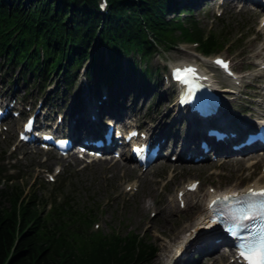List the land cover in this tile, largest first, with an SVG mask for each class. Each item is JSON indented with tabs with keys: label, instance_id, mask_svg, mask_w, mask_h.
<instances>
[{
	"label": "rangeland",
	"instance_id": "1",
	"mask_svg": "<svg viewBox=\"0 0 264 264\" xmlns=\"http://www.w3.org/2000/svg\"><path fill=\"white\" fill-rule=\"evenodd\" d=\"M228 1L197 0L192 12V18L197 20L205 34L209 31L225 34L219 49L203 55L194 41L181 40L179 30H176L175 43L149 58V67L157 68L156 76H159L155 96L152 92H148L149 86L147 88L143 85L138 74L129 73L126 59L122 61L123 69L112 87L116 86L121 90V93L114 94L120 104L129 107L131 111L139 109L140 115L130 112L129 121L136 123L142 130H146L150 125L155 124V121L150 118H160L168 109H171L172 115L175 111V99L173 96L172 100L170 99L172 89L168 87L169 84L164 77L168 74L167 66L182 61H195L204 68L209 65L210 58L215 55L229 58L237 73L244 74L242 77L244 86L236 94L230 95L233 111L229 112L244 115L241 111L247 107L249 113L246 115L254 116L253 114L261 110L259 103L264 102V71L256 68V65L264 58V50L261 57L258 55L264 47V25L261 22V14L255 12L260 8L243 0H234L230 3ZM186 16L181 15V17ZM186 22L185 19L184 23ZM246 73L252 74L245 75ZM17 75H20L19 69L7 70L0 58V91L5 95L18 97V104H15L12 100L15 97L9 96L12 104L21 107V119L29 111H35L39 103L43 101L50 111L48 119L56 123L58 117L62 116L61 113L71 105L75 95L79 99L77 104L81 106L91 97L85 93L87 89L82 77L75 78V87L68 92V101L61 102L59 95H55L59 93L55 92L56 88L53 85H47L43 90L30 87L29 82L19 79ZM7 77L11 79L9 83L6 82ZM214 79L226 88H233L232 81L223 80L217 73ZM98 92L97 88L93 95L97 97ZM48 94L55 95L56 101L50 100L51 104H48L45 99ZM141 96L143 98H140ZM113 100L112 97L111 101ZM42 112H45V109H42ZM171 115L167 118V122L170 121ZM145 117H148L147 123L142 124ZM182 119L173 128L179 127ZM67 121L63 120L65 123ZM17 122L18 120L11 116L3 122L7 126L6 130L3 125L0 126V167L3 170V175H0V190L7 184L4 180L7 174H13L19 178L17 180L24 187L25 192L32 188L41 199L47 200L45 212L52 204H60L65 200L66 206L70 208L68 213L84 212L94 215L92 226L90 225L92 231L98 230L109 234L115 230L124 234L131 230L145 234L157 247L156 254L148 264H163L165 256L160 255V252H164L161 251V246L167 243L172 245L178 241L174 233L188 223L187 219L191 211L198 212L199 209H195L198 203L205 208L206 194L212 189H239L260 178L264 173V162L254 164L252 163L254 159L251 158L239 167L227 166L221 163L226 157H219L217 160L211 157L200 163H181L167 157L155 162L145 172L127 158L115 161L117 163L103 161L83 167L80 163L75 164L73 160L57 161L52 153L39 151L37 147L31 148L29 145L19 144L15 135ZM185 122L186 120L183 121V126H186ZM63 130L66 131L59 126L58 131ZM175 154L173 152L170 156ZM250 154L245 152L227 157L238 158ZM124 163L130 165L131 172L127 170ZM116 164L120 166L117 167ZM58 169H61L60 172ZM49 174L56 178V182H60L59 189L54 187L56 182L41 184L42 178L49 179ZM241 177L245 179L239 181L238 178ZM191 180L199 181L198 191L188 193L185 207L182 208L177 201L176 193ZM8 183L15 184L12 181ZM1 202H3L2 198ZM3 205L7 206V203L3 202ZM166 217H168L167 221ZM90 227L88 226L89 229ZM170 232L172 237L169 235ZM184 232L187 231L184 230ZM213 238L203 236L194 240L193 246H190L186 252L183 251L182 256L173 264H231L232 258L229 255L212 261L209 255L200 253L203 245L211 242ZM201 242L202 246L198 248ZM220 244V252H226L224 242L221 241ZM170 249L171 247L167 248L165 253L169 254L172 251ZM217 252L218 250L213 254Z\"/></svg>",
	"mask_w": 264,
	"mask_h": 264
},
{
	"label": "trees",
	"instance_id": "2",
	"mask_svg": "<svg viewBox=\"0 0 264 264\" xmlns=\"http://www.w3.org/2000/svg\"><path fill=\"white\" fill-rule=\"evenodd\" d=\"M196 1L107 0L101 10L99 0H0L2 65L18 68V78L30 87L54 83L55 94L65 98L86 61L87 82L97 89L113 86L126 59L129 73L138 74L155 96L159 76L148 61L175 43L176 30L181 40L199 42L203 53L221 47L225 34H205L192 18ZM7 175L0 190V264H148L156 254L145 234L93 232L88 226L94 215L68 213L65 200L45 212L47 200Z\"/></svg>",
	"mask_w": 264,
	"mask_h": 264
},
{
	"label": "bare ground",
	"instance_id": "3",
	"mask_svg": "<svg viewBox=\"0 0 264 264\" xmlns=\"http://www.w3.org/2000/svg\"><path fill=\"white\" fill-rule=\"evenodd\" d=\"M231 1L234 0H229L228 2L230 3ZM245 1V0H243ZM251 2H253L254 0H249ZM223 4V3H222ZM262 51L258 52V55L260 56L261 53L264 50V47L261 48ZM261 57V56H260ZM264 64V58H262L260 60V62L256 65V67H259L261 65ZM156 88V86L154 87ZM15 89V87H14ZM147 89V88H146ZM148 92H151L152 90H150L151 88H148ZM230 90V89H227ZM231 92H236L235 90H230ZM121 93V90L114 86L111 88L108 87H104L102 88L98 94L97 97H90L87 101L88 103L82 106V108H77V102H78V98L75 95L73 97V101L71 103V105L68 106V108L66 109V111L62 112V117L64 121H67L66 119H68V121L66 122L67 124H70V132L72 134H74L75 137L78 136V134L80 133V131H82L83 133V129H77L76 125L79 122H85V123H106L107 121H109V119L113 118V117H117V119L119 118L121 121H123L126 117H129L130 112H135L136 115H140L139 113V109H135L134 111H131L129 109V107L125 106L124 104H120L118 102V100H116V97L114 96L115 93ZM239 92V91H238ZM153 93V92H152ZM111 94V95H110ZM113 97V101H111V98ZM138 97V96H136ZM224 100H223V108H224V113L225 112H229L230 109H232V105L230 103V100L227 99V94H223ZM140 98H143V96H141ZM45 99L48 101V104L50 103V96L47 95L45 97ZM96 100V103H93L92 100ZM42 109H45V112L43 113V116H49V108L47 104H45V102L43 103L42 101ZM262 104H264V102H262ZM259 103V105H262ZM87 105V107H86ZM47 106V107H46ZM182 111H186L184 109H182ZM53 114V113H52ZM51 114V115H52ZM169 115H171V109H168V111L162 115V117L160 118H150L151 120L155 121L154 125H150L149 126V131H151L152 134H156L159 137V141L161 144V147L164 148V151H166V153H177L179 158H182V155H184L185 152H190L191 154L195 152V148L189 146L187 143L188 142H192V138L194 136V133H191V128L189 127V125L187 124V122H185L186 126H183L184 123L183 121H181L182 123H180L179 127L173 128L180 120V116L178 115V112H176V110L174 112H172L171 115V119L170 121L167 122V118L169 117ZM147 118L145 117V119L141 122L142 124H146L147 123ZM234 118V119H233ZM232 118L233 120V124L231 118H228V122L227 124L229 125V127L231 129H233L234 127H236L237 129L240 127L239 126V122L240 125L243 124V120L239 117V116H234ZM65 123V122H63ZM211 123H213V120H211ZM85 125V124H84ZM183 127V128H182ZM79 137V136H78ZM197 152H199L198 148H197ZM170 153V154H171ZM228 155H234V154H242V153H231V151H228ZM223 158L221 163L226 164L227 166H233L236 165L239 167V165H242L244 162L248 161V159H254V161H252V163H260V162H264V152L260 153V152H252L250 155L247 156H241L238 158H234V157H227ZM248 157V158H247ZM209 156H206V159H208ZM117 163V162H114ZM117 167L120 166V164H116ZM123 166V165H122ZM124 166H126L127 170L131 172V167L130 165H127L124 163ZM148 169V168H147ZM145 169L144 172L147 170ZM264 178V173L263 175L258 178L255 179L253 182H250V184L246 185V187L249 186H264V181H262ZM243 177L238 178L239 181H242ZM245 187V188H246ZM236 190V189H234ZM211 193L206 194L207 196H209ZM173 209V208H172ZM195 209H199L198 212L196 211H191L189 213L188 216V223L185 224V226L180 230L177 231L176 233H174L175 237H178V241L175 244H163L161 246V251L164 252H160V255L165 256V260L163 262V264H169V263H175V261L177 260L175 256H177L179 253L182 252V250H184V252H186L190 246H193L192 242L196 239H199L203 236H208V237H216L218 235H220L219 231L217 229H214L212 231H208L206 225L208 222L207 216L204 214L205 210H206V206L205 208L201 207V204L198 203L197 208ZM170 218V217H169ZM166 221L168 220V217L165 218ZM165 225V224H164ZM192 227V228H188V227ZM184 230H186L187 232H184ZM185 233V234H184ZM180 234H184L183 236H179ZM169 235L171 236V232L169 233ZM172 237V236H171ZM189 244V245H188ZM188 245V246H187ZM220 245L219 242H213V241H209V243L203 245L202 250H200L201 254H207V256L209 255L210 258H212V261H215L216 259H222L223 257L227 256V253L225 252H220ZM187 246V247H186ZM202 246V242L199 244L198 248H200ZM169 254L165 253L167 251V248H170ZM173 248V249H172ZM169 250V249H168ZM217 253L213 254V252L217 251ZM159 257V255L157 256ZM183 260V258H182ZM186 260V259H185Z\"/></svg>",
	"mask_w": 264,
	"mask_h": 264
},
{
	"label": "snow or ice",
	"instance_id": "4",
	"mask_svg": "<svg viewBox=\"0 0 264 264\" xmlns=\"http://www.w3.org/2000/svg\"><path fill=\"white\" fill-rule=\"evenodd\" d=\"M216 62L227 68L226 62L221 60ZM194 75L195 69L191 67L174 70V78L182 83H191L190 78ZM191 187L194 188L195 185ZM232 196H238V194L233 193ZM253 198L259 199L254 200ZM220 199L219 197L217 198V200ZM223 199L228 200L229 197L226 196ZM236 202L244 206L229 212L232 222L229 232L230 235L238 240V255L245 264H264V189L259 191L250 189L247 193L240 194ZM215 203L216 201H213V204ZM256 218L260 222L254 229H251V225L247 222ZM243 229H251L248 236L241 235V230Z\"/></svg>",
	"mask_w": 264,
	"mask_h": 264
}]
</instances>
